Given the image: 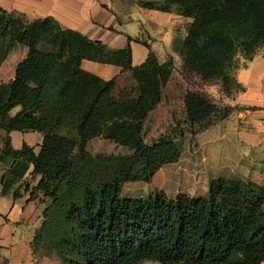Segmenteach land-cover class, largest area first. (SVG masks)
Instances as JSON below:
<instances>
[{
    "label": "trees",
    "instance_id": "16d2710c",
    "mask_svg": "<svg viewBox=\"0 0 264 264\" xmlns=\"http://www.w3.org/2000/svg\"><path fill=\"white\" fill-rule=\"evenodd\" d=\"M143 6L193 17L176 44L191 69L235 82L240 59L264 53V0H140ZM111 47L63 26L49 15L30 19L0 5V64L18 43L29 51L12 80L0 82V127L44 133L38 151L15 148L8 135L0 153L6 163L2 193L20 195L29 172L40 175L38 189L51 201L31 240L56 253L64 264H261L264 261V186L239 177L214 176L206 196L161 189L143 197H122L128 180L150 181L165 163L177 160L182 139L148 145L145 119L161 101L174 58L160 61L150 50L132 63V46ZM51 45V48H48ZM84 58L129 69L138 96L115 99V78L105 79L82 66ZM19 106L14 114L11 110ZM65 117L76 120L78 139L55 131ZM126 127L123 142L131 153H92L89 141ZM33 168L30 170V167ZM27 188V187H25Z\"/></svg>",
    "mask_w": 264,
    "mask_h": 264
},
{
    "label": "crops",
    "instance_id": "0c3cea01",
    "mask_svg": "<svg viewBox=\"0 0 264 264\" xmlns=\"http://www.w3.org/2000/svg\"><path fill=\"white\" fill-rule=\"evenodd\" d=\"M122 4V0H0V5L9 11H20L30 19L51 15L63 26L77 29L111 47L127 45L131 36L133 64L143 62L150 50L160 61L173 56L174 68L159 104L169 94L170 100L178 97L184 101L192 100L193 107L208 106L207 111L213 115L207 119L208 125L200 131L198 139L206 152V162L212 166L213 175L240 176L260 183L264 179V53L238 66L233 83L206 77L185 64L175 47L187 35L192 16L139 4L126 8ZM131 19L147 21V36L156 41L159 48H155L142 31L134 33L125 28V23ZM28 51L29 47L24 43H18L11 49L0 64V82L15 76L17 64ZM82 66L105 79L129 77L137 80L129 69L124 70L118 64L84 58ZM136 83L139 86L138 80ZM225 106H229L227 111ZM17 109L10 113L14 114ZM32 131L38 132L41 140L37 143L41 145L42 131L12 130L8 133L0 127V153L8 135L13 147L19 148L24 143L30 144L28 139L31 135L28 134ZM30 145H34L36 151L40 149H36L35 144ZM28 176L33 181L31 191L40 175L33 176L28 172L24 179ZM1 190L0 178V264H34L37 257L31 240L42 223L47 204L39 198L29 199L30 191L23 188L17 197L13 191L2 193Z\"/></svg>",
    "mask_w": 264,
    "mask_h": 264
},
{
    "label": "rangeland",
    "instance_id": "374dc122",
    "mask_svg": "<svg viewBox=\"0 0 264 264\" xmlns=\"http://www.w3.org/2000/svg\"><path fill=\"white\" fill-rule=\"evenodd\" d=\"M122 3L126 8H130L136 4L142 5L140 0H122ZM131 15L136 16V14L133 13ZM138 15H140V13ZM125 24V28L130 32L140 33V31H142L143 34L145 33L144 36L147 37V39H151L153 46L159 48L156 41L147 36V32L145 31V28L148 27L147 21L131 19ZM51 47V45H48V48ZM246 62L245 59H240L239 64L242 65ZM136 82L137 80L133 81L129 77H124L123 79L115 77V81L111 88L112 96L117 100L136 97L139 93V86ZM226 88H229V86H226ZM193 104L192 100L184 101V99H179L178 97H172L170 100V96L167 94L166 98L163 99L158 108L150 112L145 119L143 126V135L146 143L152 145L161 141L182 139L184 142V148L177 160L162 165L154 173L150 181L143 179L125 181L121 190L122 197H143L156 189L165 191L167 195L171 197L180 193H188L192 196L207 195L210 179L214 177V175L211 172L212 166H210V163L205 160L206 157L204 156H206V152H204L202 143L198 138H200V131L204 130L208 125L207 119H210L213 114H210L207 111L209 108L208 106L207 108L198 105L193 107ZM15 108H19V106H16ZM224 108V110L227 111L229 106H225ZM55 131L66 134L74 139H78L76 120L72 117L63 118V120L56 126ZM125 131L126 127L123 125L117 128V130L112 132L108 137L102 135L95 136L89 141L87 148L92 153H131L133 150L123 142ZM37 133V131H32L31 134H28L31 135L28 140L30 144L36 145V149H39L40 144L37 143V141L41 139ZM7 167L8 164L6 163L0 164L1 175L6 172ZM230 177H239L243 180H248L240 176ZM31 178V176H28L26 179L23 178L19 183L15 184L17 185L16 187L21 185L19 190L23 188L25 191H30L33 182ZM260 184L264 186V179H261ZM35 186L36 185L33 187ZM31 192L32 191H30L29 199L39 198V200L45 202V204H48V202L51 201V198L44 195L41 190L36 189L33 192V196H31ZM34 253L37 257L34 264H64L56 253L49 252L42 247ZM137 264L162 263L156 260L147 259L142 260ZM261 264H264V261Z\"/></svg>",
    "mask_w": 264,
    "mask_h": 264
},
{
    "label": "water",
    "instance_id": "95a60500",
    "mask_svg": "<svg viewBox=\"0 0 264 264\" xmlns=\"http://www.w3.org/2000/svg\"><path fill=\"white\" fill-rule=\"evenodd\" d=\"M12 79H13V78H12ZM12 79H11V80H12Z\"/></svg>",
    "mask_w": 264,
    "mask_h": 264
}]
</instances>
